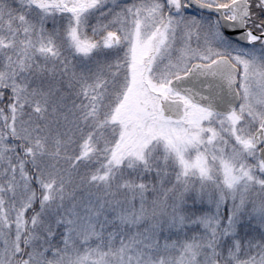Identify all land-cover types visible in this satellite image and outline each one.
Here are the masks:
<instances>
[{"label":"snow or ice","instance_id":"1","mask_svg":"<svg viewBox=\"0 0 264 264\" xmlns=\"http://www.w3.org/2000/svg\"><path fill=\"white\" fill-rule=\"evenodd\" d=\"M0 264H264V0H0Z\"/></svg>","mask_w":264,"mask_h":264}]
</instances>
